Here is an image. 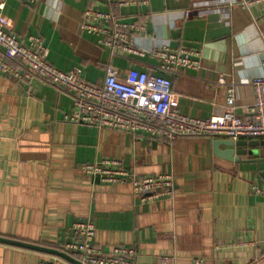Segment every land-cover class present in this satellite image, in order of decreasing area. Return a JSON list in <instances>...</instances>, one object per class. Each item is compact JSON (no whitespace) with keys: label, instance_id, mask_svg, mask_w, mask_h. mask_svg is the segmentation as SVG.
<instances>
[{"label":"crops","instance_id":"crops-1","mask_svg":"<svg viewBox=\"0 0 264 264\" xmlns=\"http://www.w3.org/2000/svg\"><path fill=\"white\" fill-rule=\"evenodd\" d=\"M217 2L150 0L117 9L106 0H7L0 16L10 19L24 40L41 36L55 67H79L91 83L103 82L110 65L121 76L132 68L159 73V60L148 53L154 49H197L201 68L171 75L180 111L201 118L222 115L234 84L237 112L249 117L252 80L264 75V2L248 10H195ZM89 8L113 9L144 26L132 39L145 55L101 47L82 30ZM187 10L193 12L186 15ZM71 112L72 97L63 89L0 72V236L58 248L74 239L76 221L91 220L97 227L95 246L106 253L134 246L137 264H161L162 256H175L176 264H193L196 258L204 264H264V196L253 189L264 187L263 145L232 162L214 150L216 140L227 138L156 141L71 122L66 119ZM108 157L122 159L137 177L171 175L174 197L142 203L131 180L104 183L82 171V165ZM46 255L0 243V264H38ZM57 264L73 263L59 257Z\"/></svg>","mask_w":264,"mask_h":264},{"label":"built area","instance_id":"built-area-1","mask_svg":"<svg viewBox=\"0 0 264 264\" xmlns=\"http://www.w3.org/2000/svg\"><path fill=\"white\" fill-rule=\"evenodd\" d=\"M7 0H0L4 7ZM37 4L42 0H19ZM62 1V0H58ZM264 0H218L217 6L196 8L198 11L219 9L231 11L234 6L249 9ZM111 7L150 4V0H106ZM193 10L185 11L189 15ZM144 26L127 21L113 9L110 11L89 8L83 13L82 30L97 38L98 44L114 54L146 52L136 48L132 35L143 31ZM159 64V73L132 68L125 76L110 65L103 82L91 83L77 67L62 71L49 61V49L44 39L31 35L22 39L12 30V22L0 16V72L20 82L40 79L70 94L73 112L66 119L74 123L110 128L137 136L145 134L156 141L175 142L180 137H210L233 140L264 139V75L252 80L255 92L253 105L247 108L249 117L237 112L234 84L229 89L227 110L209 118L192 117L179 109V99L173 92L171 75L184 70L197 71L202 66L201 52L194 48L173 49L161 47L148 51ZM264 66V63H263ZM225 84V78L219 80ZM82 171L92 177L99 176L104 183H122L131 180L134 194L142 203H151L175 195L174 179L169 174L137 177L122 159L108 157L95 163L82 165ZM256 193L264 196V187L254 185ZM72 241L61 246L66 252L75 253L83 264H137L138 252L134 246H115L103 252L95 246L97 227L94 221L78 220L74 223ZM175 256H162L161 264H176ZM59 257L46 255L38 264H57ZM193 264H204L196 258Z\"/></svg>","mask_w":264,"mask_h":264},{"label":"water","instance_id":"water-1","mask_svg":"<svg viewBox=\"0 0 264 264\" xmlns=\"http://www.w3.org/2000/svg\"><path fill=\"white\" fill-rule=\"evenodd\" d=\"M260 145L264 146V140L218 139L214 142V150H215V154L223 159L232 162H241L242 161L241 156L254 153V150L248 148L258 147ZM222 146H226L227 149L222 150L221 149ZM96 178L98 181L100 180L99 176H96ZM0 243L60 257L70 261L73 264H83L82 261L73 257L72 254H69L63 250H59L57 248L43 247L33 243H28L25 241L2 237V236H0Z\"/></svg>","mask_w":264,"mask_h":264},{"label":"trees","instance_id":"trees-1","mask_svg":"<svg viewBox=\"0 0 264 264\" xmlns=\"http://www.w3.org/2000/svg\"><path fill=\"white\" fill-rule=\"evenodd\" d=\"M57 249L62 250L61 247H58ZM67 253L72 254V255H76L75 253H72V252H67Z\"/></svg>","mask_w":264,"mask_h":264}]
</instances>
